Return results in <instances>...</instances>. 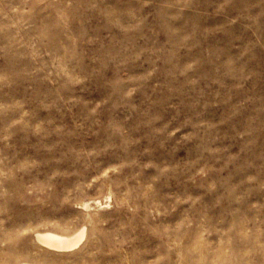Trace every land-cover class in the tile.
Here are the masks:
<instances>
[{
  "label": "rangeland",
  "instance_id": "1",
  "mask_svg": "<svg viewBox=\"0 0 264 264\" xmlns=\"http://www.w3.org/2000/svg\"><path fill=\"white\" fill-rule=\"evenodd\" d=\"M21 262L264 264V0H0V264Z\"/></svg>",
  "mask_w": 264,
  "mask_h": 264
},
{
  "label": "bare ground",
  "instance_id": "2",
  "mask_svg": "<svg viewBox=\"0 0 264 264\" xmlns=\"http://www.w3.org/2000/svg\"><path fill=\"white\" fill-rule=\"evenodd\" d=\"M85 237V229H80L72 235H59L52 232H44L36 234V241L44 248L58 252L67 253L77 249ZM18 264H31L29 262H21Z\"/></svg>",
  "mask_w": 264,
  "mask_h": 264
}]
</instances>
